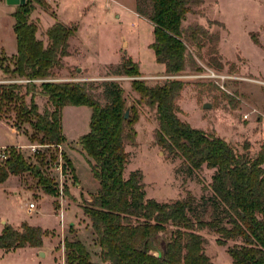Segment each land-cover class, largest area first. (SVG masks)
Segmentation results:
<instances>
[{
	"label": "trees",
	"instance_id": "obj_1",
	"mask_svg": "<svg viewBox=\"0 0 264 264\" xmlns=\"http://www.w3.org/2000/svg\"><path fill=\"white\" fill-rule=\"evenodd\" d=\"M201 3L134 0V11L152 25L153 40L148 47L168 76L181 75L187 68L202 71L187 51L186 40L198 49L207 47L211 64L221 66L212 56L217 54L218 34L200 23L183 25ZM34 4L46 7L43 0H26L12 13L16 53L4 69L9 74L6 81L0 82V119L11 117L12 127L23 128L31 141L50 150L65 140L63 108L85 105L91 109L89 131L78 143L99 183L90 201L82 205L99 260L91 259L88 246L80 239L65 240L66 264H212L203 251L205 238L198 233L204 228L218 234L220 245L236 241L227 248L232 264H264V141L254 153L248 142L239 151L223 138L191 127L179 118L176 103L184 81L169 78L147 85L139 78L138 64L130 58H123L112 75L132 77L130 87L138 94L136 104L128 105L123 88L114 80H54L53 70L66 66L64 58L70 55L69 41L76 28L55 20L46 31L44 45L35 36L37 25L30 19ZM39 98L46 102L43 109L37 103ZM138 104L155 111V142L168 156L181 158L187 175L203 166L212 170L208 184L211 195L201 204L191 195L170 202L146 198L141 171L124 176L128 160L125 143L135 142ZM127 107L129 116L125 119ZM60 155L62 167H72L68 157L63 152ZM49 160L56 161L57 155L51 153ZM49 160L39 151L35 161H30L12 149L6 159H0V184L11 175L29 173L45 194L53 196L54 179L42 169ZM207 205L211 213L206 219ZM46 234L40 226L22 223L16 229L6 224L0 232V248H39Z\"/></svg>",
	"mask_w": 264,
	"mask_h": 264
},
{
	"label": "rangeland",
	"instance_id": "obj_2",
	"mask_svg": "<svg viewBox=\"0 0 264 264\" xmlns=\"http://www.w3.org/2000/svg\"><path fill=\"white\" fill-rule=\"evenodd\" d=\"M43 1L46 7L34 4L30 15L37 25L35 36L43 44L47 40L46 31L55 20L76 28L69 41L70 55L64 58L66 66L53 70L54 80L95 83L114 80L123 88L128 105L136 104L138 94L130 87L132 77L112 75L123 58H130L138 64L139 78L147 85L161 84L169 78L184 81L176 103L180 107L179 118L191 127L217 135L239 151L248 142L250 152L254 153L264 141V0H202L195 12L187 15L183 25L200 23L209 32L218 34L217 54L212 56L221 66L211 64L207 47L198 49L186 40L187 51L202 71L187 68L176 76L166 75L160 70L161 64L155 61L148 47L153 40L152 25L135 14L134 0ZM14 8L15 5L0 0V46L7 50L15 46ZM0 64L3 65L0 82H5L9 74L4 69L9 64V56L1 54ZM211 73L218 76L211 77ZM205 102L210 104L209 108H203ZM37 103L40 109L46 106L44 99H37ZM137 106L135 142L125 143L128 160L124 176L140 170L146 198L170 202L191 195L201 204L211 195L208 184L212 170L203 166L187 175L181 168V158L168 156L156 144L155 111L144 104ZM90 115L88 106H65L62 111L65 140L50 150L31 141L23 128L12 127L11 117L0 119V151L8 154L12 149L19 150L30 161H35L39 151L48 160L51 153L57 155L56 161L49 160L42 167L44 174L54 179L55 195L45 194L29 173L11 175L0 184V232L3 225L20 229L26 223L40 226L47 233L39 247L43 255L32 247L11 251L0 248V264H62V261L66 264L64 241L75 239L88 246L93 261L99 260L89 221L82 210V205L90 201L99 187L78 143L79 137L89 131ZM29 145L38 146L32 149ZM61 152L72 167H62ZM13 191L16 192L13 194ZM29 203L34 204L32 209ZM26 209L32 211L28 213ZM210 213L207 205L204 217L209 218ZM198 233L205 238L203 251L212 264H232L227 248L236 241L220 245L214 231L204 228Z\"/></svg>",
	"mask_w": 264,
	"mask_h": 264
},
{
	"label": "crops",
	"instance_id": "obj_3",
	"mask_svg": "<svg viewBox=\"0 0 264 264\" xmlns=\"http://www.w3.org/2000/svg\"><path fill=\"white\" fill-rule=\"evenodd\" d=\"M15 7H16V5H15ZM14 10H15V8H14ZM14 10H13V12H14ZM135 12V11H134ZM135 14L136 15H138L136 12H135ZM139 16V15H138ZM14 24V23H13ZM14 36H15V34H14ZM150 43V42H149ZM148 43V44H149ZM47 44V40H46V43L44 44V45H46ZM16 53V40H15V46H14V48H11V49H9V50H7L6 48H5V46H0V55L1 54H5L6 56H12L13 54H15ZM155 58V57H154ZM160 70H163V65L161 64V69ZM64 109V108H63ZM229 142V141H228ZM16 191H13V194L15 193ZM26 211L29 213V212H31L32 210H29V209H26ZM18 249V248H17ZM36 251H38L39 253L40 252H42V251H40V248H34ZM62 261V260H61ZM62 264H64L63 263V261H62ZM101 264H107V263H103V262H101Z\"/></svg>",
	"mask_w": 264,
	"mask_h": 264
},
{
	"label": "water",
	"instance_id": "obj_4",
	"mask_svg": "<svg viewBox=\"0 0 264 264\" xmlns=\"http://www.w3.org/2000/svg\"><path fill=\"white\" fill-rule=\"evenodd\" d=\"M26 0H6V2L8 4L11 5H19V4H24ZM210 104L205 102L203 103V108H209ZM129 116V107L126 108L125 112H124V118L127 119ZM42 254V252H40ZM43 255V254H42Z\"/></svg>",
	"mask_w": 264,
	"mask_h": 264
},
{
	"label": "built area",
	"instance_id": "obj_5",
	"mask_svg": "<svg viewBox=\"0 0 264 264\" xmlns=\"http://www.w3.org/2000/svg\"><path fill=\"white\" fill-rule=\"evenodd\" d=\"M197 76H200V75H197ZM210 76H211V77H216V76H218V75L215 74V73H211ZM29 146H30V148L35 149L36 146H38V145H29ZM6 157H7V153H6V151H5V150H1V151H0V159H1V160H4V159H6ZM33 207H34V204H33V203H29V209H32ZM60 216H62L61 213H60Z\"/></svg>",
	"mask_w": 264,
	"mask_h": 264
}]
</instances>
